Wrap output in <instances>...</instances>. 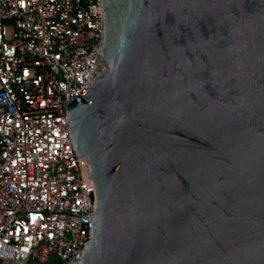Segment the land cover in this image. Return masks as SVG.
<instances>
[{"label":"water","instance_id":"obj_1","mask_svg":"<svg viewBox=\"0 0 264 264\" xmlns=\"http://www.w3.org/2000/svg\"><path fill=\"white\" fill-rule=\"evenodd\" d=\"M65 107L89 239L69 264H264V0H100Z\"/></svg>","mask_w":264,"mask_h":264},{"label":"built area","instance_id":"obj_2","mask_svg":"<svg viewBox=\"0 0 264 264\" xmlns=\"http://www.w3.org/2000/svg\"><path fill=\"white\" fill-rule=\"evenodd\" d=\"M100 0H0V264H69L89 205L64 107L99 77Z\"/></svg>","mask_w":264,"mask_h":264},{"label":"trees","instance_id":"obj_3","mask_svg":"<svg viewBox=\"0 0 264 264\" xmlns=\"http://www.w3.org/2000/svg\"><path fill=\"white\" fill-rule=\"evenodd\" d=\"M45 264H55L54 263V260L53 259H50L47 263H45Z\"/></svg>","mask_w":264,"mask_h":264}]
</instances>
